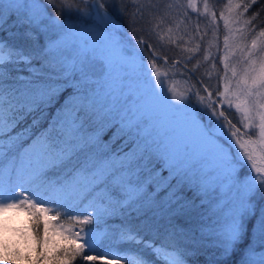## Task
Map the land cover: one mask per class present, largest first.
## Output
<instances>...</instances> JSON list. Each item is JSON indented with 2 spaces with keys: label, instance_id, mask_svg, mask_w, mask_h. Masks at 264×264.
<instances>
[{
  "label": "rangeland",
  "instance_id": "1",
  "mask_svg": "<svg viewBox=\"0 0 264 264\" xmlns=\"http://www.w3.org/2000/svg\"><path fill=\"white\" fill-rule=\"evenodd\" d=\"M44 1L0 0L1 28L9 31L5 44L0 39V61L25 65V76L42 79L30 81L31 92L47 95L71 88L65 101L79 113L61 112L51 124L71 133L74 140L93 133L90 119L78 118L86 111L91 120L95 114L106 117L105 126H111L115 136L121 133L131 141L129 148L113 153L109 140L96 143L89 136V144L95 146L87 147V154L109 150L117 169L113 179L124 187L121 201L160 211L153 223L164 219L169 227L164 232L176 245L172 249L149 239L146 244L138 236L125 235L123 239L131 242H122L123 253L113 254L115 247L91 250L81 235L74 239L85 247L79 260L191 264L188 257L202 255L203 263L236 250L234 244L243 234L247 239L232 264H264V50L258 35L243 38L237 1L144 0L141 40H132L117 22L100 21L87 9L77 8L73 18H59ZM102 2L120 13L118 0ZM143 40L163 51L173 47L178 52L175 58L184 62L201 46L189 65L205 78L214 77L217 70L218 85L213 81L196 85L172 63L147 58L141 50ZM219 111L231 115L233 125L220 123ZM1 125L2 121L0 145L8 134ZM80 154L78 162L89 167V156ZM29 159L26 152L21 166ZM145 161L146 168L160 177L150 192L136 177V165ZM103 172L104 164H96L86 174L75 175L87 186L102 182ZM166 182V192L154 196L158 185ZM179 185L184 187L180 192ZM58 187L52 191L58 193ZM25 190L0 189V256L15 245L33 244L35 239L53 244L58 238L59 231L45 220L55 216L57 208ZM56 206L61 214L73 210Z\"/></svg>",
  "mask_w": 264,
  "mask_h": 264
},
{
  "label": "trees",
  "instance_id": "2",
  "mask_svg": "<svg viewBox=\"0 0 264 264\" xmlns=\"http://www.w3.org/2000/svg\"><path fill=\"white\" fill-rule=\"evenodd\" d=\"M143 1L118 0L120 13L112 11L102 0H47L44 3L45 7L53 14L58 15L59 18L75 17L74 11L77 8L97 13L100 21L99 13L104 17L109 16L110 19L119 24V27L121 26L125 31H128L129 34L127 33V35L132 40H141V34L144 30L142 28L144 23L142 17ZM236 1L240 10L239 17L243 22V38L258 35L259 43L264 50V0ZM213 8L216 9L215 6ZM2 25L1 22L0 39L5 44L9 37L7 34L9 31L1 28ZM141 45L143 46H141V50L145 52L147 58H152L156 62L162 61L165 64L172 63L196 85L205 86L208 81H213L215 87L216 84L218 85L217 70H215L214 77L205 78L204 76H197L189 65L190 60L194 59V55H197L202 49L201 46L199 51H195L184 62L178 57L175 58L178 52L176 53L173 47L167 46L166 50L163 51L161 46L154 48L145 41L141 42ZM215 65L217 67L219 62L216 61ZM25 68V65H6L0 61V121H2L1 129L8 133L3 144L0 145V189L10 193L12 188L19 186L26 188V194L35 195L36 200L54 204L57 208V214L51 218L47 217L45 220L47 226H51L59 232L58 238L53 241V244L51 242L44 244L43 241L35 239L33 244L26 243L20 247L15 245L13 251L0 256V264H83L79 259L83 258L84 254L82 255V253H84L85 247L81 243H77L78 245L74 243L76 242L74 239L80 238L81 235L86 236V238H81L88 241L91 250L102 248L108 250L115 247L113 254H122L123 251L119 252L122 250L121 245L124 244L122 242H131L123 239L125 235L138 236L139 240H143V243L147 242L144 240L149 239L152 244L158 243L165 247L175 248L173 238L168 237L164 232L169 231L164 219L161 222L153 223V219L159 218L160 211H153L147 206V208H140V206L137 208L132 205L131 200L121 201L124 187L113 179L117 169L111 160V154L108 155L109 150L105 151L104 148H100L97 149L96 153L87 154V147L95 146L89 144V136L93 137L92 140L96 143L109 140L110 149L113 153L129 148L131 141L125 140L121 133L115 136L112 127L105 126L104 119L106 117H97L94 113L95 116L91 120V112L87 113L86 111L83 115H78V118L86 121L88 117L93 133L82 134V138L75 137V135L74 140L73 135L66 133L65 129L54 127L51 123L55 115L68 111L75 113V115L79 113V110L73 112L70 105L65 101L66 93L71 88L64 86L47 95L31 92L33 88L30 81L42 82V79L25 76ZM195 69L197 70L198 67ZM202 90L204 92L203 87ZM207 94L211 98L212 90ZM219 112L221 116H217V120L220 123L224 121L226 125H231V123L233 125L234 118L231 115L229 117L226 115L227 113ZM69 144L73 147L71 148ZM38 145L39 148L35 150L34 147ZM30 149L34 150L28 153ZM26 152L30 155V159L26 164L27 166H21L20 160ZM80 153L89 156V167L78 162L76 155L81 158ZM155 163H158V160ZM96 164L100 166L104 164V172L102 173L104 177L99 179L102 182L88 183L87 186L82 184L81 179L75 174L84 175ZM148 165L146 161L136 165V177L141 179L147 191L152 189L160 178L155 173L152 174L149 167L146 168ZM142 176L146 178L143 179ZM56 184L59 186L58 193L52 191ZM168 185L167 182L159 184L153 191L154 196L165 193ZM183 188V185H179L176 190L179 191ZM46 192H49V196L45 195L44 199L39 198ZM57 204H62V206L73 210L68 211L69 209H67L63 211L64 214H61ZM189 210L187 209V211ZM178 218L177 215L174 221ZM250 218L252 215L248 216L246 220L249 221ZM36 234L38 235V229ZM246 239L247 237L242 234L237 246L234 244L236 250H230L231 252L229 251L223 256H214L211 261L202 263V255L190 256L187 259L191 264H232L244 244L240 245V243L245 242Z\"/></svg>",
  "mask_w": 264,
  "mask_h": 264
},
{
  "label": "flooded vegetation",
  "instance_id": "3",
  "mask_svg": "<svg viewBox=\"0 0 264 264\" xmlns=\"http://www.w3.org/2000/svg\"><path fill=\"white\" fill-rule=\"evenodd\" d=\"M109 17V16H108ZM106 19V17H101V20L102 21H104ZM109 19H110V17H109ZM119 26V25H118ZM125 33L127 34L128 33V31H125ZM129 34V33H128Z\"/></svg>",
  "mask_w": 264,
  "mask_h": 264
}]
</instances>
